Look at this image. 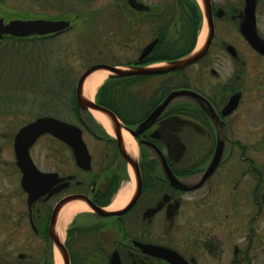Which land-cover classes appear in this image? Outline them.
Instances as JSON below:
<instances>
[{"label": "flooded vegetation", "instance_id": "flooded-vegetation-1", "mask_svg": "<svg viewBox=\"0 0 264 264\" xmlns=\"http://www.w3.org/2000/svg\"><path fill=\"white\" fill-rule=\"evenodd\" d=\"M210 3L214 34L202 58L180 71L124 77L137 79L131 91L136 102L129 105L136 114H127L126 121L117 116L136 132L140 194L121 215L101 216L89 206L90 211L75 215L64 240L70 264H111L114 253L120 264H264L259 263L264 253V54L250 42L253 34L264 40V0H256L254 26L248 0ZM143 48L128 66L151 65L145 62L151 53L139 61ZM151 77L164 81L150 95L142 94L138 89ZM132 83L124 84L123 97H129ZM177 91L189 93L163 107ZM75 108V121H64L81 129L91 168H81L63 141L41 136L30 156L59 182L31 203L14 152L19 130L13 137L10 171L2 177L16 187H0V264H57L49 227L56 206L68 196L121 210L108 208L130 179L129 166L116 138L102 133L77 101ZM44 137L59 147L52 169L41 168L33 157ZM218 144L220 162L204 178ZM72 227L74 234L68 236Z\"/></svg>", "mask_w": 264, "mask_h": 264}, {"label": "rangeland", "instance_id": "rangeland-1", "mask_svg": "<svg viewBox=\"0 0 264 264\" xmlns=\"http://www.w3.org/2000/svg\"><path fill=\"white\" fill-rule=\"evenodd\" d=\"M138 1L152 9L161 6L158 0ZM196 1L203 14L202 1ZM125 2L127 1L0 0V16L6 21L51 17L72 22L71 29L44 39H0V153H3L0 160V187L3 189L13 190L16 187L14 181L3 179L2 175L5 176L10 171L9 153L12 152V140L20 126L42 116L75 121L72 98L84 71L100 63L120 64L118 66L128 68V62L136 60L141 49L152 41L153 35L146 26L140 28L142 35L132 32L127 23L131 10L121 6ZM163 3L169 9V1L163 0ZM134 14L138 16V13ZM203 32L206 38L207 22L204 14L197 49L203 45L200 44ZM109 75L110 73L104 83ZM163 81V77H151L138 90L150 95ZM89 115L94 118L92 112ZM103 130L105 131L104 128ZM105 133L110 136L106 131ZM87 138L96 149L93 138L89 135ZM99 145L103 150L105 143ZM58 149L53 139L44 137L34 148L33 157L41 168L52 169L58 162ZM128 173L130 179H126L123 185H131L135 180L130 171ZM260 259L259 263H262L264 253Z\"/></svg>", "mask_w": 264, "mask_h": 264}, {"label": "water", "instance_id": "water-1", "mask_svg": "<svg viewBox=\"0 0 264 264\" xmlns=\"http://www.w3.org/2000/svg\"><path fill=\"white\" fill-rule=\"evenodd\" d=\"M129 7L137 12H148L150 7L139 2L138 0H126ZM203 4V14L207 22L208 34L203 45L199 49H195L193 52L186 54L180 58L165 62L159 65L147 66V67H128L123 68L120 66H114L109 64L100 63L88 68L80 76L76 87V101L79 109L83 111H96L105 115L114 130L115 138L118 142L119 152L122 158L126 161L128 166L132 168L134 178L136 180V190L130 199V202L121 210L108 211L102 209L93 204L88 198L82 195H72L63 199L55 208L50 222L49 235L57 250L59 256L63 259V264H70L69 255L64 241L58 236L56 232V224L58 221V215L61 209L72 201H82L86 203L93 211L101 216H114L121 215L129 211L136 203L140 194V181H139V164L138 160L134 159L126 151V147L122 138V130H128L133 136L136 132H133L129 128L125 127L121 122L117 114L109 108H106L97 101L91 100L84 95V85L86 80L95 72L100 70H106L110 73L108 78H123L130 76H149L165 74L169 72L180 71L187 66L193 64L200 58H202L209 50L214 34L213 18L211 11L210 0H201ZM251 2V3H250ZM256 0H248L247 13L251 15L254 26V14H255ZM71 26L70 20L59 19H13L8 22L0 16V38L4 36H12L16 38H26L30 36H47L54 35L69 29ZM252 46L261 54H264V40L253 34V38H250ZM157 40L148 44L141 52L139 61L148 56L154 49ZM187 91L173 92L163 104L166 106L175 97L181 95H187ZM192 93V92H191ZM194 94V93H192ZM162 107V108H163ZM43 135H50L56 139H59L69 145L75 154L77 164L85 169L91 168V156L87 149V145L82 137V131L77 126L70 124L64 120L53 116H42L36 120L26 124L16 133L14 138V152L17 159V165L21 170L22 179L21 185L28 194L29 203L36 200L39 196L47 192L52 186L59 182V179L55 173H44L40 171L34 164L31 156L30 149L37 142V140ZM220 144L217 145L216 155L212 160L207 173L204 178L210 176L217 168L220 162ZM147 249L163 252V248L156 246H148ZM111 264H120L118 254L114 253Z\"/></svg>", "mask_w": 264, "mask_h": 264}, {"label": "trees", "instance_id": "trees-1", "mask_svg": "<svg viewBox=\"0 0 264 264\" xmlns=\"http://www.w3.org/2000/svg\"><path fill=\"white\" fill-rule=\"evenodd\" d=\"M161 4L160 8L150 9L148 12H135L130 9L127 3L121 5L131 10L127 17V23L135 34L142 35L141 29L146 26L149 32L153 35V40L158 39L155 49L147 57V64H155L165 62L182 57L190 53L196 46L200 27L203 23V14L196 0H168L169 9L163 3V0H158ZM166 1V0H165ZM120 7V5H119ZM134 13H138V16ZM144 13L146 15H144ZM141 14V17L139 16ZM143 14V15H142ZM49 19H54L49 17ZM62 19V18H57ZM72 28V27H71ZM70 28V29H71ZM143 32V31H142ZM46 37H33V39H44ZM51 37V36H50ZM1 39L26 40L13 38L10 36ZM128 64H132L131 61ZM120 65V64H114ZM134 78H110L98 90L96 95L97 102L114 111L122 120L126 121L127 114L135 115L136 111L130 109L129 105L136 102V97L131 91L136 81ZM134 82L130 85L129 97H123L126 91L125 83ZM127 99V100H126ZM75 113L76 98H72ZM97 124V123H96ZM97 126V125H96ZM98 128L103 133V129L98 125ZM105 132V131H104ZM105 134V133H104ZM73 227L68 231V236H73Z\"/></svg>", "mask_w": 264, "mask_h": 264}, {"label": "bare ground", "instance_id": "bare-ground-1", "mask_svg": "<svg viewBox=\"0 0 264 264\" xmlns=\"http://www.w3.org/2000/svg\"><path fill=\"white\" fill-rule=\"evenodd\" d=\"M204 38H205V33L203 32V34L201 35V38H200V44L201 45L203 44ZM108 73H109L108 71H98V72L93 73L86 80V83L84 85V95L87 98H89L91 100L94 99L98 88L104 83V81L107 78ZM91 112H92L94 118L103 126V128L106 130V132L109 135H111L112 137H115V133H114V130L112 128V125H111L109 119L105 115H103L99 112H96V111H91ZM122 138H123V142H124V145L126 147V151L128 152V154L137 160L139 157V146H138V143L135 140V138L126 129L122 130ZM129 171H130V174H132L133 179H135L132 168L130 166H129ZM135 187H136V181L135 180H133L131 185L127 184L124 187H122L120 189V191L118 192L115 200L112 202V204L109 206L108 209L109 210H117V209H122L123 207H125V205L128 203V201L130 200V198L134 194L133 191L135 190ZM87 211H90V208L88 207V205L82 201H79V200L72 201V202L66 204L61 209L59 216H58V221L56 224V232L62 241L65 240L67 228L71 224L75 215H77L79 213L87 212ZM56 256H57L56 257L57 258V264H59L60 261L58 263V259H59L58 253H56Z\"/></svg>", "mask_w": 264, "mask_h": 264}]
</instances>
